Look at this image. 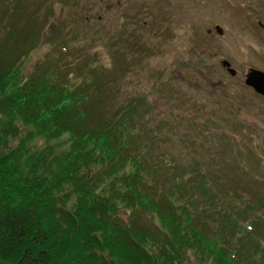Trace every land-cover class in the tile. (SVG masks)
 I'll use <instances>...</instances> for the list:
<instances>
[{
    "label": "trees",
    "instance_id": "obj_1",
    "mask_svg": "<svg viewBox=\"0 0 264 264\" xmlns=\"http://www.w3.org/2000/svg\"><path fill=\"white\" fill-rule=\"evenodd\" d=\"M24 29L0 33V264H192L201 248L211 264H264V230L226 206L216 174L167 169L146 103L108 109L100 71L63 83L67 46L21 84Z\"/></svg>",
    "mask_w": 264,
    "mask_h": 264
},
{
    "label": "rangeland",
    "instance_id": "obj_2",
    "mask_svg": "<svg viewBox=\"0 0 264 264\" xmlns=\"http://www.w3.org/2000/svg\"><path fill=\"white\" fill-rule=\"evenodd\" d=\"M243 3L0 0V33L10 29L13 40L25 28L24 44L33 41L16 66L24 75L21 84L47 75L58 49L67 46L63 83L77 84L82 77L72 81L75 74L100 71L97 75L111 81L101 97L108 109L134 99L146 103L141 127L156 136L154 151L165 156L167 169L187 172L201 163L200 171L216 174V183L230 192L226 206L264 230V212L258 211L264 207V99L244 84L247 69L264 72V54H255L261 45L252 34L261 17ZM223 61L236 71L234 77L221 67ZM46 95L57 98L53 91ZM244 193L248 201L241 199ZM200 250L196 260L188 253L192 264H211L209 249Z\"/></svg>",
    "mask_w": 264,
    "mask_h": 264
},
{
    "label": "flooded vegetation",
    "instance_id": "obj_3",
    "mask_svg": "<svg viewBox=\"0 0 264 264\" xmlns=\"http://www.w3.org/2000/svg\"><path fill=\"white\" fill-rule=\"evenodd\" d=\"M243 1H244L242 5L243 9H249L251 8L252 5L254 9L259 12L258 17H261L262 19V20L261 19L256 20L257 22L255 23V25L257 30H254L252 34H254V36L256 37L255 39H257L261 45L260 49L258 51H255V54H264V0H243ZM214 30L217 35L222 36L223 31L220 27L215 26Z\"/></svg>",
    "mask_w": 264,
    "mask_h": 264
},
{
    "label": "water",
    "instance_id": "obj_4",
    "mask_svg": "<svg viewBox=\"0 0 264 264\" xmlns=\"http://www.w3.org/2000/svg\"><path fill=\"white\" fill-rule=\"evenodd\" d=\"M221 66L227 69V72L231 75H235V71L230 69L229 63L228 62H222ZM244 84L254 90L255 93L258 95H261L264 97V73L255 70V69H250L246 76H245V81Z\"/></svg>",
    "mask_w": 264,
    "mask_h": 264
}]
</instances>
